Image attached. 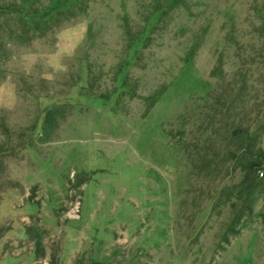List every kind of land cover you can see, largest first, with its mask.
<instances>
[{
	"label": "rangeland",
	"instance_id": "374dc122",
	"mask_svg": "<svg viewBox=\"0 0 264 264\" xmlns=\"http://www.w3.org/2000/svg\"><path fill=\"white\" fill-rule=\"evenodd\" d=\"M0 264H264V0H0Z\"/></svg>",
	"mask_w": 264,
	"mask_h": 264
},
{
	"label": "trees",
	"instance_id": "16d2710c",
	"mask_svg": "<svg viewBox=\"0 0 264 264\" xmlns=\"http://www.w3.org/2000/svg\"><path fill=\"white\" fill-rule=\"evenodd\" d=\"M244 130L243 129H241V128H238L237 130H236V132L237 133H242ZM262 155L263 154H261V153H259V154H257V155H255V157H257V158H262ZM257 165H260V164H257ZM255 168H256V164L254 165V166H252V167H250V170L252 169V170H254L255 171ZM42 250V247H41V245H40V243L38 242L37 243V252L38 251H41ZM40 254V253H39Z\"/></svg>",
	"mask_w": 264,
	"mask_h": 264
},
{
	"label": "built area",
	"instance_id": "2783aa9c",
	"mask_svg": "<svg viewBox=\"0 0 264 264\" xmlns=\"http://www.w3.org/2000/svg\"><path fill=\"white\" fill-rule=\"evenodd\" d=\"M262 174H263V172L261 171V172H259V176H262Z\"/></svg>",
	"mask_w": 264,
	"mask_h": 264
}]
</instances>
